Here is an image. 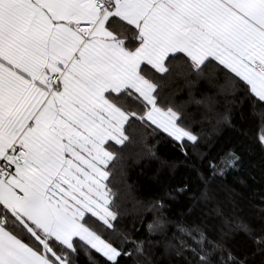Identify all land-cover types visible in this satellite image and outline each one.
<instances>
[{
  "label": "snow or ice",
  "instance_id": "obj_1",
  "mask_svg": "<svg viewBox=\"0 0 264 264\" xmlns=\"http://www.w3.org/2000/svg\"><path fill=\"white\" fill-rule=\"evenodd\" d=\"M237 113L264 152V0H0V264H264V192L203 131Z\"/></svg>",
  "mask_w": 264,
  "mask_h": 264
},
{
  "label": "trees",
  "instance_id": "obj_2",
  "mask_svg": "<svg viewBox=\"0 0 264 264\" xmlns=\"http://www.w3.org/2000/svg\"><path fill=\"white\" fill-rule=\"evenodd\" d=\"M172 88L175 91L177 101H188L191 96H198L205 90L203 83L188 84L184 80H177ZM188 110L195 114L199 119V111L195 105L189 104ZM255 126L247 118L241 119L240 115L235 114L234 127H221L214 131L208 124L203 125V131L208 133L214 142L215 148L222 146H235L241 152L244 163L241 170L228 177L230 186H234L237 191H243L245 198L251 202L259 203V196L264 192V152L256 146L251 139ZM241 132L248 135H241ZM158 152L161 160H173L175 152L166 142L158 145ZM128 182L134 184L145 194L150 193L160 186L161 183H172V177L167 169H161L160 162L157 160L142 159L136 160L130 157L127 161Z\"/></svg>",
  "mask_w": 264,
  "mask_h": 264
}]
</instances>
